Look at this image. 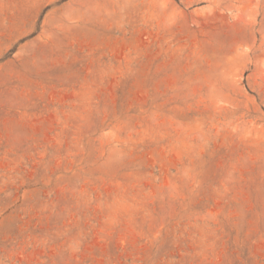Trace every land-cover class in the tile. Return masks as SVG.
<instances>
[{
    "label": "rangeland",
    "instance_id": "obj_1",
    "mask_svg": "<svg viewBox=\"0 0 264 264\" xmlns=\"http://www.w3.org/2000/svg\"><path fill=\"white\" fill-rule=\"evenodd\" d=\"M0 264H264V0H0Z\"/></svg>",
    "mask_w": 264,
    "mask_h": 264
}]
</instances>
